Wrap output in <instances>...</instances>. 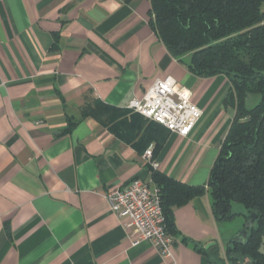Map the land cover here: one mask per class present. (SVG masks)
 Wrapping results in <instances>:
<instances>
[{
  "label": "crops",
  "instance_id": "1",
  "mask_svg": "<svg viewBox=\"0 0 264 264\" xmlns=\"http://www.w3.org/2000/svg\"><path fill=\"white\" fill-rule=\"evenodd\" d=\"M150 12L149 0H0V264H211L224 221L209 189L174 207L171 257L134 244L105 198L135 178L159 188L151 145L160 173L207 186L235 116L229 78L189 71ZM167 76L203 110L189 136L126 108ZM90 97L115 109L109 124L84 116Z\"/></svg>",
  "mask_w": 264,
  "mask_h": 264
},
{
  "label": "trees",
  "instance_id": "2",
  "mask_svg": "<svg viewBox=\"0 0 264 264\" xmlns=\"http://www.w3.org/2000/svg\"><path fill=\"white\" fill-rule=\"evenodd\" d=\"M149 1L150 23L169 52L197 76L226 75L231 88L225 105L235 109L207 186L180 182L150 166L160 189L167 232L176 230L174 207L209 189L218 221L239 214L234 203L242 204L248 215H257L244 241L228 243L225 257L218 244L205 249L209 262L244 264L249 258L252 264H264V0ZM252 94L260 100L249 108L246 101ZM114 110L97 101L83 113L109 124Z\"/></svg>",
  "mask_w": 264,
  "mask_h": 264
},
{
  "label": "built area",
  "instance_id": "3",
  "mask_svg": "<svg viewBox=\"0 0 264 264\" xmlns=\"http://www.w3.org/2000/svg\"><path fill=\"white\" fill-rule=\"evenodd\" d=\"M126 108L184 137L192 133L203 116V110L192 100L191 91L171 76L157 79L142 97L130 99ZM145 155L150 165L158 169L152 145ZM105 198L123 225L134 227L137 234L134 244L150 240L164 257L172 256L174 239L167 232L159 188L135 178L123 187L108 190Z\"/></svg>",
  "mask_w": 264,
  "mask_h": 264
},
{
  "label": "rangeland",
  "instance_id": "4",
  "mask_svg": "<svg viewBox=\"0 0 264 264\" xmlns=\"http://www.w3.org/2000/svg\"><path fill=\"white\" fill-rule=\"evenodd\" d=\"M262 10L264 11V3L262 4ZM186 60L189 58L188 56L184 57ZM260 100L259 95H249L247 98L246 104L247 107L251 108L255 106L258 101ZM97 103V100L93 97L85 99L83 103V109H86L88 107L95 106ZM234 212L239 213L237 214L233 219H230L228 221H224L222 224V230L221 233L223 234V237H220L218 243L220 244V254L222 256L225 255L226 247L228 245L229 240L232 238L233 235L239 233L247 224L248 218L251 216L248 215L247 210L244 208L242 204L234 203L233 204ZM246 213V215H245ZM229 264V262L227 263ZM244 264H252V261L249 258H246Z\"/></svg>",
  "mask_w": 264,
  "mask_h": 264
},
{
  "label": "water",
  "instance_id": "5",
  "mask_svg": "<svg viewBox=\"0 0 264 264\" xmlns=\"http://www.w3.org/2000/svg\"><path fill=\"white\" fill-rule=\"evenodd\" d=\"M256 217L257 215L255 213H252L251 216L248 218V221L245 227L239 233H237V235L231 240V242L244 241L246 238L247 229L254 225ZM211 244H215V243H210L207 245V247H210ZM231 264H240V263H231Z\"/></svg>",
  "mask_w": 264,
  "mask_h": 264
}]
</instances>
